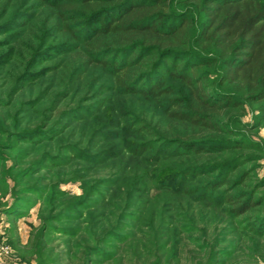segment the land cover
Returning a JSON list of instances; mask_svg holds the SVG:
<instances>
[{
    "label": "trees",
    "instance_id": "trees-1",
    "mask_svg": "<svg viewBox=\"0 0 264 264\" xmlns=\"http://www.w3.org/2000/svg\"><path fill=\"white\" fill-rule=\"evenodd\" d=\"M22 16V30L0 40V142H8L0 143V163L1 152L20 143L29 144V156L61 141L83 112H102L110 91L158 112L156 119L136 117L115 102L107 127L149 138L128 144L125 170L110 175L121 179L95 180L86 197L64 203L61 214L51 217L78 222L72 234L79 241L72 257L77 264H101L95 256L105 264H216L228 228L264 242V193L258 191L264 179L254 168L240 169L264 151L241 121L248 108L253 128L264 127V0H0V21L8 19L0 23V35ZM56 35L61 40L51 43ZM97 67L102 75L93 78ZM100 78L110 85L99 84ZM30 82L39 83L38 93L17 102ZM10 108L18 127L9 124ZM63 145L53 154L42 151L16 175L61 173L59 168L84 157L92 164L115 158L106 151L84 156L81 147ZM237 150L257 153L201 162L202 155ZM131 168L132 178L126 177ZM13 169L0 165L3 174ZM100 183L112 186L119 200L124 190V203L91 211L86 202ZM79 208L90 211L85 215ZM128 228L131 234L119 233ZM113 240L115 252L105 253L103 244ZM187 241L204 257L182 260Z\"/></svg>",
    "mask_w": 264,
    "mask_h": 264
},
{
    "label": "rangeland",
    "instance_id": "rangeland-1",
    "mask_svg": "<svg viewBox=\"0 0 264 264\" xmlns=\"http://www.w3.org/2000/svg\"><path fill=\"white\" fill-rule=\"evenodd\" d=\"M24 18L26 16L18 18L16 20L18 21L17 24H9V32L5 35H0V40H5L9 35L10 41L14 33L20 32L22 28L19 26L22 25ZM6 19L4 18L0 23L3 24L8 20ZM60 40V35H56L53 37L51 43L59 42ZM69 55L66 54L60 57L57 55L55 57L53 56L51 60L43 63L41 67L51 65L62 57ZM100 75H102L101 69L99 67L94 68L93 78H98ZM107 78H100L99 84L103 83L109 86L110 82L106 80ZM40 87L37 82L28 83L26 88L18 95L17 102L35 96ZM126 97L121 96L115 91L105 93L103 98H108L110 102H108L101 113L89 115L83 112L84 118L80 121H71V126L63 134L61 141L57 143H46L29 156L24 154L30 148L29 144L26 143H20L14 150H4L1 152L4 161L0 165L5 166L6 169H11L14 166V169L9 171V174H3L0 171V264H77L72 257L76 256L80 251L76 245L79 241L72 234L78 222L70 220H59L57 222L56 220L50 219L61 214V206L64 203L86 197L87 194H84L85 189H88L90 184L95 182V180L97 181L98 179L100 181L107 177L111 178L114 176V173L121 174L120 171H123L122 169H124L128 161V155L126 153L128 144L139 143L149 138L144 133H135L127 136L122 130L107 127L112 122V117L115 112L113 107L117 101L120 102V108H123L125 113L131 112L136 117L139 115L147 116V119L151 117L156 119L158 117V112L154 111L150 104H142L140 101L130 100ZM86 102L87 100L81 103L85 104ZM71 103L73 104L74 101ZM88 103H92V101L90 100ZM90 110L92 111V109ZM12 112V108H10L9 124L13 128L18 127L20 125L19 122L12 121ZM252 120V112L247 108L246 113L241 116V121L248 126L245 132L250 137L258 140V142L260 140L261 146L264 149V127L253 128ZM0 143L2 147H5V144L8 142L5 140ZM67 143L81 147V152L84 156H87L88 153L90 154L89 156H95L99 152L106 151L105 153L114 155L115 158H112V161L108 160V162L103 161L102 163L96 161L92 164L87 162L84 157V159L73 160L67 167L59 168L61 173H53L51 170L41 169L36 175L30 178H22L16 175L17 171H21L22 168L32 161H37L42 151L47 150L53 154L57 152L56 150L61 145ZM239 153L250 156L257 152L252 150H237L231 153L222 152L211 154L210 156L202 155L200 157L202 158L201 162L222 163L223 161L230 160ZM258 154L261 155L260 160H249L248 164L242 166L240 169L244 167L254 168L258 178L262 180L264 179V151ZM249 159H252L251 156ZM133 173L134 170L131 168L127 172L126 177L132 178ZM72 174L82 177L83 180H72L70 178ZM12 176H15V178ZM121 177L116 176L111 179H121ZM107 183L110 184L109 182ZM131 185L127 186V188ZM26 189H29L28 192ZM112 190V186H103L100 183L96 190L97 193L93 195L92 199L90 198L86 202L90 207L89 209L91 211L101 210L106 203H124L125 191L123 190V194H120L123 200H119L114 198L112 193H110ZM24 191L27 193H24ZM258 191L261 194L264 193V186L259 188ZM106 206L108 207L106 211H116L114 207ZM79 209L85 215L90 211L87 208ZM130 213H132V210ZM75 214L73 213L74 217ZM127 223L132 226L137 225L134 220H129ZM222 226L223 223H220V227ZM231 227L234 226L231 225ZM61 229L67 230L65 233H69L70 236H64ZM231 229L230 231L229 228L228 230L222 231V236L227 235V238H222L224 242L218 246L216 264H264V242L260 244L253 236L239 231L233 232ZM119 233L121 235H128L132 231L128 228ZM183 245L186 246L182 251V260L187 259L191 261L193 257L195 259H200L201 256L204 257L189 241L186 244L183 243ZM115 247H118V243L116 240H113L110 243L103 244L102 249L105 253H114ZM241 248L243 249L241 250ZM251 253L258 255L261 259L260 262L252 261L248 257ZM229 254L230 256H228ZM94 259L101 264H105L102 256H95ZM192 263L195 264L193 261ZM192 263L182 262L181 264Z\"/></svg>",
    "mask_w": 264,
    "mask_h": 264
}]
</instances>
